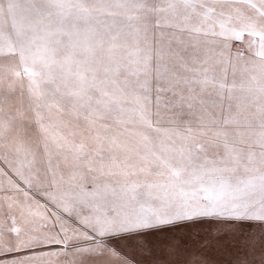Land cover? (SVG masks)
<instances>
[{
    "label": "snow or ice",
    "instance_id": "snow-or-ice-1",
    "mask_svg": "<svg viewBox=\"0 0 264 264\" xmlns=\"http://www.w3.org/2000/svg\"><path fill=\"white\" fill-rule=\"evenodd\" d=\"M203 225L264 264V0H0V264H179Z\"/></svg>",
    "mask_w": 264,
    "mask_h": 264
},
{
    "label": "crops",
    "instance_id": "crops-1",
    "mask_svg": "<svg viewBox=\"0 0 264 264\" xmlns=\"http://www.w3.org/2000/svg\"><path fill=\"white\" fill-rule=\"evenodd\" d=\"M212 227L209 225H203L200 229V238L197 239L199 245H202L204 241H213L210 246L199 247V254L207 256L208 251L214 254L215 264H229L236 256L241 254V251L236 247L230 246L228 243H215L212 236ZM245 230L247 226H244ZM225 240H230V237H225ZM243 239V237H241ZM208 258V256H207Z\"/></svg>",
    "mask_w": 264,
    "mask_h": 264
},
{
    "label": "rangeland",
    "instance_id": "rangeland-1",
    "mask_svg": "<svg viewBox=\"0 0 264 264\" xmlns=\"http://www.w3.org/2000/svg\"><path fill=\"white\" fill-rule=\"evenodd\" d=\"M200 237H201V235L198 234L195 241L193 242V245H192L190 251L184 253L181 257L178 258L179 264H184V262L189 258V256H196L197 254H199V247H197V245H199V242L197 241V239ZM207 256H208V259L210 260V264H215L214 254L211 253L210 251H208ZM139 258L144 259V257H139ZM148 261H151L150 257L148 258Z\"/></svg>",
    "mask_w": 264,
    "mask_h": 264
}]
</instances>
